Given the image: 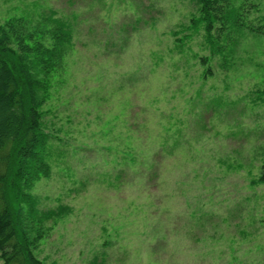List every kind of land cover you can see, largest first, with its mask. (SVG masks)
<instances>
[{
	"label": "rangeland",
	"instance_id": "rangeland-1",
	"mask_svg": "<svg viewBox=\"0 0 264 264\" xmlns=\"http://www.w3.org/2000/svg\"><path fill=\"white\" fill-rule=\"evenodd\" d=\"M230 5L214 50L186 28L196 0H0V22L72 36L41 108L50 172L27 189L68 209L42 264H264V0Z\"/></svg>",
	"mask_w": 264,
	"mask_h": 264
},
{
	"label": "trees",
	"instance_id": "trees-1",
	"mask_svg": "<svg viewBox=\"0 0 264 264\" xmlns=\"http://www.w3.org/2000/svg\"><path fill=\"white\" fill-rule=\"evenodd\" d=\"M230 1L196 0L198 14L186 28H202L206 45L215 50L224 30L238 24ZM48 20V29L23 16L0 22V264H42L34 250L46 231L44 224L68 210L63 205L38 209L27 190L50 172L41 108L51 76L62 68L72 46L69 25ZM185 36L175 40L178 51ZM198 58L204 64L206 57ZM255 182L264 183V164Z\"/></svg>",
	"mask_w": 264,
	"mask_h": 264
}]
</instances>
